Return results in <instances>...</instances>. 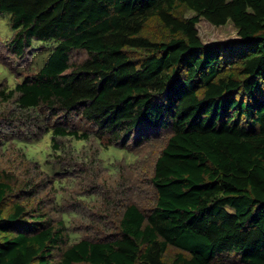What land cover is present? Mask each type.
Listing matches in <instances>:
<instances>
[{
  "label": "trees",
  "instance_id": "obj_1",
  "mask_svg": "<svg viewBox=\"0 0 264 264\" xmlns=\"http://www.w3.org/2000/svg\"><path fill=\"white\" fill-rule=\"evenodd\" d=\"M0 16L11 52L50 48L34 74L0 85V122L34 119L26 138L48 135L59 156L169 133L154 206L122 204L102 238L73 240L65 217L20 202L4 213L0 171V264H264V0H0ZM154 18L165 41L142 35ZM201 20L236 35L203 41ZM169 246L180 251L167 263Z\"/></svg>",
  "mask_w": 264,
  "mask_h": 264
},
{
  "label": "rangeland",
  "instance_id": "obj_2",
  "mask_svg": "<svg viewBox=\"0 0 264 264\" xmlns=\"http://www.w3.org/2000/svg\"><path fill=\"white\" fill-rule=\"evenodd\" d=\"M193 14L185 10L186 16ZM197 28L203 41L236 35L231 23L214 27L201 20ZM13 35L8 18L0 16V85L13 86L23 77L34 74L50 52L49 47L26 48L23 55L18 56L7 46ZM142 35L154 41H165L168 31L154 18L145 24ZM132 54L139 57L141 51L135 50ZM85 56L82 51L75 52L72 59L79 61ZM75 121L79 127L91 129L84 122ZM34 122V119L26 117L10 123L7 120L0 122V141L6 139L4 144L0 143V171L12 187L1 205L4 213L11 210L14 202H20L28 208L50 214L55 221L63 216L74 240L102 238L107 233H114L124 203H134L145 211L154 206L156 191L151 179L155 160L169 135L167 130L153 132L137 143L134 139L127 145L119 141L96 151L90 147L91 144L83 146L77 141L73 152L67 151L59 156L47 154L46 151H50L48 135L33 140L26 138L28 134L36 136L39 133ZM82 150L90 155L86 161H78L77 152L84 153ZM50 161L55 165L47 166ZM46 169L57 173L49 175ZM53 176L58 177L64 186L54 188ZM179 251L169 246L163 259L170 263Z\"/></svg>",
  "mask_w": 264,
  "mask_h": 264
}]
</instances>
